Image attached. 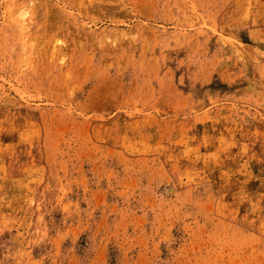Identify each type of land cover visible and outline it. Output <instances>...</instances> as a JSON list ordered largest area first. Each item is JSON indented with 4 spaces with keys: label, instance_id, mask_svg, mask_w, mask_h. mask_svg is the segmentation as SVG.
<instances>
[{
    "label": "rangeland",
    "instance_id": "1",
    "mask_svg": "<svg viewBox=\"0 0 264 264\" xmlns=\"http://www.w3.org/2000/svg\"><path fill=\"white\" fill-rule=\"evenodd\" d=\"M0 264H264V0H0Z\"/></svg>",
    "mask_w": 264,
    "mask_h": 264
}]
</instances>
